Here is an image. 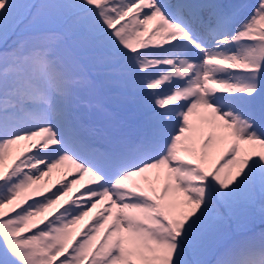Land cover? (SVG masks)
Listing matches in <instances>:
<instances>
[{"label": "snow or ice", "instance_id": "6c2138e0", "mask_svg": "<svg viewBox=\"0 0 264 264\" xmlns=\"http://www.w3.org/2000/svg\"><path fill=\"white\" fill-rule=\"evenodd\" d=\"M0 264H264V0H0Z\"/></svg>", "mask_w": 264, "mask_h": 264}, {"label": "rangeland", "instance_id": "374dc122", "mask_svg": "<svg viewBox=\"0 0 264 264\" xmlns=\"http://www.w3.org/2000/svg\"><path fill=\"white\" fill-rule=\"evenodd\" d=\"M6 162H7V159H6ZM62 168H64L66 172H69L71 169V166L68 164H65L64 166H62ZM62 179H65V178L63 177L61 172H59L57 170H53V173L51 174L50 178L46 177V178H44V180H42L39 183L45 184L51 189L52 185H54L57 180H62ZM86 183H87V175H84L82 179H79L77 183L73 184L72 190L69 193V197H65L64 199H69L71 197H75L77 194L76 193L77 189L82 188L83 186L86 185ZM61 203H63V200L58 202L57 205H54L52 207V209H49V211L51 212V211L57 209L58 205H60ZM78 223L82 224L83 222H78Z\"/></svg>", "mask_w": 264, "mask_h": 264}]
</instances>
